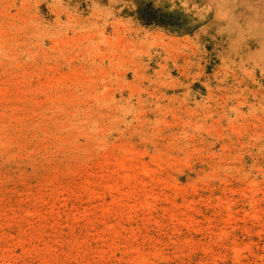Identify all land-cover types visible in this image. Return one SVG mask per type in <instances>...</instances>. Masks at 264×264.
I'll return each mask as SVG.
<instances>
[{
    "label": "rangeland",
    "instance_id": "374dc122",
    "mask_svg": "<svg viewBox=\"0 0 264 264\" xmlns=\"http://www.w3.org/2000/svg\"><path fill=\"white\" fill-rule=\"evenodd\" d=\"M0 264H264V0H0Z\"/></svg>",
    "mask_w": 264,
    "mask_h": 264
},
{
    "label": "trees",
    "instance_id": "16d2710c",
    "mask_svg": "<svg viewBox=\"0 0 264 264\" xmlns=\"http://www.w3.org/2000/svg\"><path fill=\"white\" fill-rule=\"evenodd\" d=\"M165 17H167V15L160 14L159 10L149 9V7H147L141 12V18L144 20L146 24L167 25Z\"/></svg>",
    "mask_w": 264,
    "mask_h": 264
}]
</instances>
